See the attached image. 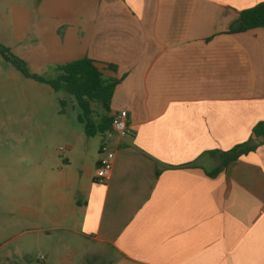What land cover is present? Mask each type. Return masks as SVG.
<instances>
[{"label": "crops", "instance_id": "0c3cea01", "mask_svg": "<svg viewBox=\"0 0 264 264\" xmlns=\"http://www.w3.org/2000/svg\"><path fill=\"white\" fill-rule=\"evenodd\" d=\"M263 2L41 0L36 25L17 24L49 63L120 80L109 116L126 110L130 133L110 142V180H94L99 147L80 188L49 185L54 227L99 247L96 264H264V144L210 176L211 153L264 122V28L229 33Z\"/></svg>", "mask_w": 264, "mask_h": 264}, {"label": "rangeland", "instance_id": "374dc122", "mask_svg": "<svg viewBox=\"0 0 264 264\" xmlns=\"http://www.w3.org/2000/svg\"><path fill=\"white\" fill-rule=\"evenodd\" d=\"M40 5L41 0H0V44L30 73L55 79L59 65L16 35L17 24L34 27L41 19ZM92 107L95 124L109 116L101 104ZM81 114L72 95L26 77L0 53V264L98 262L99 247L51 221L57 207L49 185L67 177L73 190L80 188L86 156L97 155L103 141L101 134L86 136Z\"/></svg>", "mask_w": 264, "mask_h": 264}, {"label": "trees", "instance_id": "16d2710c", "mask_svg": "<svg viewBox=\"0 0 264 264\" xmlns=\"http://www.w3.org/2000/svg\"><path fill=\"white\" fill-rule=\"evenodd\" d=\"M264 28V2L251 9L240 13L236 25L232 26L229 33H241ZM0 53L9 62L15 64L23 74L39 83L48 84L54 91H65L72 95L82 114L79 121L85 125L86 136L91 138L97 134L103 135L110 129L111 118L106 116L100 123L95 124L92 119L93 107L95 103L102 105L104 111L109 115L111 102L120 80L106 78L101 68L91 59H80L57 67L58 76L55 79H46L36 74L30 73L25 64L13 56L9 49L0 44ZM110 70H115L113 65H108ZM64 105V102L61 103ZM264 144V122L258 123L252 130V135L248 141L238 144L227 152H212L221 159V164L212 172L210 176L215 177L225 170L228 165L241 156L256 151Z\"/></svg>", "mask_w": 264, "mask_h": 264}, {"label": "built area", "instance_id": "2783aa9c", "mask_svg": "<svg viewBox=\"0 0 264 264\" xmlns=\"http://www.w3.org/2000/svg\"><path fill=\"white\" fill-rule=\"evenodd\" d=\"M129 133L128 112L120 110L112 116L110 129L102 135L103 141L99 149L100 159L94 179L96 183L105 184L111 178L115 160V152L110 146L111 140L115 137H126Z\"/></svg>", "mask_w": 264, "mask_h": 264}]
</instances>
